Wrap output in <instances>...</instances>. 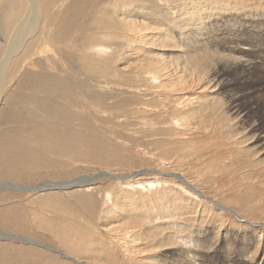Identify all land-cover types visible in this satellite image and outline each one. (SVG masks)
<instances>
[{
    "label": "rangeland",
    "instance_id": "rangeland-1",
    "mask_svg": "<svg viewBox=\"0 0 264 264\" xmlns=\"http://www.w3.org/2000/svg\"><path fill=\"white\" fill-rule=\"evenodd\" d=\"M13 1L0 264H264V0Z\"/></svg>",
    "mask_w": 264,
    "mask_h": 264
},
{
    "label": "bare ground",
    "instance_id": "bare-ground-1",
    "mask_svg": "<svg viewBox=\"0 0 264 264\" xmlns=\"http://www.w3.org/2000/svg\"><path fill=\"white\" fill-rule=\"evenodd\" d=\"M3 1V0H2ZM13 2H15V0L13 1ZM1 3V2H0ZM3 3V2H2ZM20 4V3H19ZM12 5H14L13 3H12ZM11 5V6H12ZM1 9H2V6H1ZM12 9V8H11ZM5 10H6V7H5ZM123 11V10H122ZM27 12V11H26ZM12 13V12H11ZM25 13V12H24ZM24 13H23V15H24ZM122 13V12H121ZM28 15H30V14H28L27 13V15L25 16V18H27V16ZM118 15V14H117ZM125 16V13H123V22L125 23V28H126V30H128V31H130V32H137V30H138V28H139V24H138V22L136 21V19L134 20V19H127L126 17H124ZM119 17V16H118ZM8 18V20H9V24H11L12 25V23L14 22V20H15V18H16V16H14V15H10V16H8L7 17ZM31 18V17H30ZM29 18V19H30ZM28 20V19H27ZM26 20V21H27ZM24 22V21H23ZM23 22H22V24H23ZM141 22V21H140ZM29 24V23H28ZM8 25V24H7ZM26 24H24V26H25ZM142 25L143 24H141L140 23V26L142 27ZM28 26L30 27V25H27L26 27L28 28ZM32 26V25H31ZM26 27H25V29H26ZM6 28V27H5ZM31 28V27H30ZM33 28V27H32ZM31 28V29H32ZM29 29V28H28ZM141 29V28H140ZM8 30V29H7ZM23 32H24V30H22ZM30 31V30H29ZM17 32V31H16ZM28 32V31H27ZM28 33H30V32H28ZM16 34V33H15ZM18 34L20 35L21 34V31H20V33L18 32ZM27 34V33H26ZM18 35V36H19ZM16 36V35H15ZM21 36H25V35H21ZM28 36H29V34H28ZM23 38V37H22ZM19 39H21L20 37H19ZM20 42H22V41H20ZM17 44V43H16ZM16 44H15V46H16ZM18 45H19V43L17 44V47H18ZM14 46V45H13ZM12 46V47H13ZM16 47V48H17ZM101 48V47H100ZM14 50H15V48H14ZM178 50V49H177ZM172 51V50H171ZM97 55V54H96ZM187 56H189V55H187ZM240 61V60H239ZM237 62V61H236ZM184 63V62H183ZM235 63V62H234ZM188 64V63H187ZM244 64V63H243ZM7 66V65H6ZM244 66V67H243ZM242 67H241V69H243V68H245V67H247V66H251L249 63H247V62H245V64L243 65ZM188 67H191V66H188ZM4 68V67H3ZM7 68V67H6ZM185 68V67H184ZM4 70H2L1 69V74H2V72H3ZM5 71H7L6 69H5ZM185 71H186V68H185ZM192 71H194V70H192ZM198 71V70H197ZM182 73H183V71H182ZM189 73V72H188ZM190 73H191V71H190ZM198 73V72H197ZM185 76V75H184ZM188 77V76H187ZM182 78H184V77H182ZM185 79V78H184ZM184 79H182L183 81L182 82H184ZM199 80V79H198ZM192 81V80H191ZM201 81V80H200ZM221 83H224V81L223 82H221ZM233 89V88H232ZM235 100V101H237V99L236 98H232V100ZM234 101V102H235ZM233 107V106H232ZM47 108V107H46ZM50 108V107H49ZM53 113H54V111H53ZM52 113V114H53ZM178 123V122H177ZM105 174H108V173H102V174H99V175H97L96 177L95 176H93L92 178H89V179H84V183H87V184H89V183H92V181H94L95 179H97L99 176H106ZM176 174V173H175ZM175 177L176 178H178L182 183L181 184H183L184 185V183L185 184H187L188 185V182H186V181H184L183 179H181V178H179L178 176H176L175 175ZM72 184V183H71ZM65 186H67V185H65ZM75 186V185H74ZM78 186V185H77ZM81 186V185H80ZM186 186V185H185ZM51 187V186H50ZM57 187V186H56ZM55 187V188H56ZM64 187V186H63ZM47 188V187H46ZM52 188H54V186H52L51 187V189ZM193 191V190H192ZM197 192V191H196ZM195 192V193H196ZM207 200L209 201V203H211L212 201H210L208 198H207ZM127 202V201H126ZM125 202V203H126ZM127 204V203H126ZM213 206H214V208H216V209H221V210H223L225 207H222V206H220V205H216V204H214V203H211ZM227 211V210H226ZM229 211V210H228ZM231 214H234V215H236V213L235 212H231V211H229ZM262 224H264V223H262V222H256V223H251V225H250V227H252V228H257L258 227V225L260 226V225H262ZM110 227V226H109ZM129 231V230H128ZM6 237H8L7 235H6ZM121 237H122V235H121ZM131 237V236H130ZM4 238V237H3ZM9 238H10V236H9ZM23 239V241H25V242H27V243H31V241L29 240V239H25L24 240V238H22ZM126 239V238H125ZM70 241V240H69ZM34 244V243H33ZM36 245H37V243H35ZM131 244V243H130ZM39 246V245H38ZM76 249V248H75ZM79 249V248H78ZM49 250V249H48ZM131 252V251H130ZM173 254V253H172ZM177 255H179V253L177 254ZM59 256H63L62 254L61 255H59ZM178 257H176L173 261H175L176 259H177ZM180 258V257H179ZM178 258V259H179ZM179 261H181V260H179ZM75 263L76 264H81L80 262H77V261H75ZM170 264H173V262H171ZM177 264V263H176Z\"/></svg>",
    "mask_w": 264,
    "mask_h": 264
},
{
    "label": "water",
    "instance_id": "water-1",
    "mask_svg": "<svg viewBox=\"0 0 264 264\" xmlns=\"http://www.w3.org/2000/svg\"><path fill=\"white\" fill-rule=\"evenodd\" d=\"M37 245H40V244H37ZM41 247H44L46 249H48L46 246H43V245H40ZM57 252V251H56ZM58 253V252H57ZM59 255H61L60 253H58Z\"/></svg>",
    "mask_w": 264,
    "mask_h": 264
}]
</instances>
